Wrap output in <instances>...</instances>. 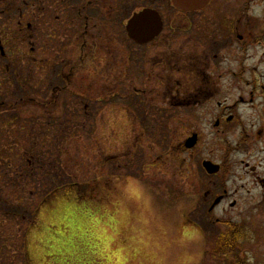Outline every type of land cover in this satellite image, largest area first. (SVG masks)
Returning <instances> with one entry per match:
<instances>
[{"label":"flooded vegetation","instance_id":"obj_1","mask_svg":"<svg viewBox=\"0 0 264 264\" xmlns=\"http://www.w3.org/2000/svg\"><path fill=\"white\" fill-rule=\"evenodd\" d=\"M254 9L259 16L250 14ZM261 17L264 0H0V37H5L0 38V64L6 73L10 66L9 61L2 62L7 60L4 47L13 51L18 42V51L27 53L21 59L24 96L38 101L41 115L48 118L47 131H58L61 117L69 120L66 104L61 107L65 113L61 112L60 98L70 93L71 84H85L86 91L80 89L78 98L70 97L69 114L78 120L88 116L89 108L90 127L101 106L117 100L122 126L133 139L132 156L121 157L129 159L126 167L137 160L136 175L143 174L140 168H156L166 175L170 159L182 156V161L196 167L182 175H201L205 185L211 186L202 195L198 191L196 200L187 204L200 212V220L183 214V224L196 225L204 234L205 223L222 225L212 240L207 237L206 250L205 241L201 245L200 264L206 258L207 264H248L253 249L245 235L248 232L228 217L236 201L225 204L226 186L231 175L264 173L230 171L227 157L233 151L249 154V144L264 134V111L245 115L241 109L255 105L257 84L264 79V72L253 70L246 60L254 44L264 43ZM96 84L101 89L92 91ZM244 84L250 91L242 90ZM176 130L183 134L174 144L172 132ZM232 131L239 133L236 145L228 136ZM140 132L142 137L151 133L162 147L159 166L150 159L151 142L142 139L148 150L141 151ZM205 132L212 134L211 140H203ZM221 154L225 156L219 160ZM36 159L32 165L36 173L29 170V175L42 170L44 157ZM204 161L218 165V171H206ZM256 178V185L264 189V177ZM224 204L220 214L218 209ZM107 231L94 239L60 245L59 254L39 251V264H119L117 242H106L111 234ZM262 233L256 229L254 237ZM126 236L118 235L120 245L127 243ZM25 241L23 237L30 261ZM256 254L259 258L253 257L254 264H264V252L259 248ZM127 264L149 262L141 253L138 261Z\"/></svg>","mask_w":264,"mask_h":264},{"label":"rangeland","instance_id":"obj_2","mask_svg":"<svg viewBox=\"0 0 264 264\" xmlns=\"http://www.w3.org/2000/svg\"><path fill=\"white\" fill-rule=\"evenodd\" d=\"M0 38L4 40L5 37ZM14 45L17 46L13 51H8L4 47L7 60L2 62L9 61L10 66L6 73L2 72L0 64V264H39V251L47 255L59 254L60 250L57 247L67 242H74L79 238L94 239L104 236L106 230L111 232L110 221L116 210L113 200L118 195L113 177L123 180L124 176L135 175L141 178L154 199L158 220L151 226V231L157 235L160 234V228L156 227V223H159L166 229V238L171 239L179 225L183 224L185 212H188L192 219L200 220V212L191 210L187 204L189 200L190 202L196 200L198 191L202 195L211 186L205 185L206 181L201 175H182V172H194L196 167L185 160L182 161L181 155V158L173 156L170 159L166 175H160L156 168H140V173L143 174L136 175L134 165L140 162L137 160L132 163L131 168L125 166L129 159L121 157L132 156L130 149L133 139L129 138L127 128L122 126L117 100H108L104 103L96 116V123L90 127L93 117L89 108L88 116H79L78 120H75L74 115L69 114L72 109L70 97H77L78 90L86 86L71 84L68 89L70 93L60 98V109L66 104L69 120L64 121L61 117L60 129L55 132L47 131L44 126H47L48 118H43L41 115L38 101L24 96L21 59L27 53L18 51L21 47L18 42ZM249 55L246 59L247 65L263 73L264 43L254 44ZM28 57L31 58V53ZM33 57L37 58L35 54ZM244 86L241 87L242 90L250 91L245 84ZM257 86L260 90H258L259 97L254 100L255 105L241 107L245 115L254 114L258 110L264 111V88L260 87L264 86V79ZM100 89V85L97 84L92 87V91ZM82 91H86V88ZM61 112L64 111L61 109ZM148 134L151 133H146L145 137H142L143 133L140 132L141 151L146 153L148 150L147 141L143 143L142 139L151 142L150 159L159 166L162 147L154 142L155 137H150ZM182 134V130L172 132L174 144L182 138ZM203 135V140L212 139L211 133L205 132ZM238 135L239 133L235 131L228 133L234 145L237 144ZM201 147L203 148L204 145L201 144ZM221 147L225 151V145L221 144ZM248 147L249 154L233 151L227 157L231 162L229 170L236 173L248 171L264 173V161H262L264 134L261 139L249 144ZM205 150L208 151L209 147ZM38 156L44 157L42 170L37 174L42 175L43 180L41 178L40 180L44 186L43 188L40 185L39 194L31 192L32 183L29 180L27 182L24 177L29 175L28 171L32 170L33 162ZM223 156L225 154H221L219 160ZM241 161L248 162L249 166L245 167ZM145 170L150 174L144 175ZM56 175H60L58 182ZM259 176L264 177V175H231L226 186L225 203L236 201V207L229 211L228 217L248 232L245 235L247 240H250L255 258H259L256 254L259 248L264 252V189L256 185L259 182L256 177ZM73 178L81 184L76 187L77 192L74 190L75 187L64 188L46 197L47 202L38 208L43 192L49 191L53 186L51 180H55L56 184L60 182L63 184ZM225 204L219 207L220 214ZM125 207L127 210H132L129 212V225H131L134 223L132 215L136 208L131 203H126ZM104 215L108 217L103 220ZM205 224L206 229H202L205 232V234L202 232L203 242L190 246V250L199 252L201 245L203 248L204 241L206 250L207 237L210 236L212 240L213 234L222 226ZM256 229H261L263 233L254 237ZM118 235H128V230L122 228ZM23 237L27 246L29 245L31 262L26 258V247L22 244ZM260 242L263 244L257 246L256 244ZM176 251L174 245L169 249L172 255ZM206 260L207 258L204 264H207Z\"/></svg>","mask_w":264,"mask_h":264},{"label":"clouds","instance_id":"obj_3","mask_svg":"<svg viewBox=\"0 0 264 264\" xmlns=\"http://www.w3.org/2000/svg\"><path fill=\"white\" fill-rule=\"evenodd\" d=\"M250 14L253 16L260 15L255 9ZM149 174L150 172L145 170L144 175ZM113 179L118 195L113 200L116 210L110 221L112 231L106 238V242H117L116 254L119 257V264L138 261L141 253L145 255L149 264H200V253L190 250V246L203 242L204 237L198 226L181 224L171 239H168L165 236L166 229L156 223V227L160 228V234L153 233L151 226L158 220V217L153 196L141 178L135 175H127L124 176L123 180L118 177H113ZM126 203H131L136 208L132 215L134 223L131 225H129V212L125 207ZM122 228L128 230L127 243L124 245H120L118 239V234ZM173 245L177 249L174 255L169 252ZM248 264H254L251 255L248 258Z\"/></svg>","mask_w":264,"mask_h":264},{"label":"trees","instance_id":"obj_4","mask_svg":"<svg viewBox=\"0 0 264 264\" xmlns=\"http://www.w3.org/2000/svg\"><path fill=\"white\" fill-rule=\"evenodd\" d=\"M56 176H57V182H58L60 180V175H56ZM24 177L27 179V182H28V178H29V182L32 183L33 187L31 189V192H37V194H39L38 189H40V185L43 186L42 181L40 180V178L43 180L42 175H24ZM45 177H48V175H45ZM75 179L73 178L72 180L64 182L63 184L61 182H60V184H56L57 182L55 180H51L53 183V186L51 187V189L49 191L43 192V196L40 199L39 203H43V200L47 199L46 197H49L50 194L55 193L59 189H62L64 187H78V186H80L81 184H79V182L76 181ZM43 188H44V186H43ZM17 192H19V191L17 190Z\"/></svg>","mask_w":264,"mask_h":264},{"label":"water","instance_id":"obj_5","mask_svg":"<svg viewBox=\"0 0 264 264\" xmlns=\"http://www.w3.org/2000/svg\"><path fill=\"white\" fill-rule=\"evenodd\" d=\"M203 167L208 172H217L218 171V168H219L218 165L212 164L209 161H204L203 162Z\"/></svg>","mask_w":264,"mask_h":264}]
</instances>
